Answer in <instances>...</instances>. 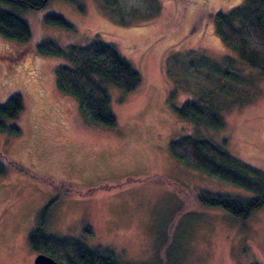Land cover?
Here are the masks:
<instances>
[{
	"label": "rangeland",
	"instance_id": "obj_1",
	"mask_svg": "<svg viewBox=\"0 0 264 264\" xmlns=\"http://www.w3.org/2000/svg\"><path fill=\"white\" fill-rule=\"evenodd\" d=\"M79 1L83 11L69 0H47L22 12L30 43L0 35V105L12 93L23 99L20 117L5 121H18L21 133L0 132V264L33 263L28 235L40 218L46 232L108 249L124 263L264 264V205L240 219L198 202L200 190L253 194L186 165L169 147L195 129L175 108L208 100L224 126L197 128L264 170V67L239 57L214 26L218 11L244 0ZM48 12L73 28L45 23ZM96 34L142 74L133 92L108 84L112 126L88 123L77 101L55 86L54 69L67 60L33 47L45 37L79 44Z\"/></svg>",
	"mask_w": 264,
	"mask_h": 264
},
{
	"label": "trees",
	"instance_id": "obj_2",
	"mask_svg": "<svg viewBox=\"0 0 264 264\" xmlns=\"http://www.w3.org/2000/svg\"><path fill=\"white\" fill-rule=\"evenodd\" d=\"M47 0H0L7 6H0V35L20 42L32 40V28L22 12L38 9ZM75 2L84 10L79 0ZM104 6L112 5L110 0H100ZM45 23L73 28L72 22L56 12L43 16ZM216 32L230 49L249 65L264 67V0H244L229 11H218L214 15ZM29 44L25 49H30ZM33 47L42 54L61 56L66 64L54 69L55 86L78 103L84 119L94 125L112 126L116 116L111 109L108 84H113L123 92L137 90L142 82L138 67L131 64L111 42L101 40L98 34L85 43L60 44L45 37L37 40ZM173 91L166 93L171 102ZM23 110V99L19 93H12L0 105V132L18 135L19 125H6L7 119H18ZM182 119L191 120L195 129L170 140L172 153L183 163L202 170L209 175L228 181L250 191L253 195L242 197L227 193H213L205 190L197 192L198 202L221 207L234 217L245 219L256 208L264 205V170L242 160L213 141L201 130V126L221 128L224 120L214 104L203 99H187L181 107L175 108ZM199 129H198V128ZM2 170V167H0ZM51 234L44 229V219L40 218L28 235L32 250L48 253L61 264H131L119 261L112 251L99 246L91 247L77 238ZM45 253V254H46ZM47 254V255H48Z\"/></svg>",
	"mask_w": 264,
	"mask_h": 264
},
{
	"label": "water",
	"instance_id": "obj_3",
	"mask_svg": "<svg viewBox=\"0 0 264 264\" xmlns=\"http://www.w3.org/2000/svg\"><path fill=\"white\" fill-rule=\"evenodd\" d=\"M32 264H61L45 253H37L33 258Z\"/></svg>",
	"mask_w": 264,
	"mask_h": 264
},
{
	"label": "flooded vegetation",
	"instance_id": "obj_4",
	"mask_svg": "<svg viewBox=\"0 0 264 264\" xmlns=\"http://www.w3.org/2000/svg\"><path fill=\"white\" fill-rule=\"evenodd\" d=\"M191 2H196V3H198V4H200L201 2H202V4H204L205 2H207L208 1V3L211 1V0H190ZM199 7H202V5H199ZM199 13H197V15H195L194 17H193V19H192V22H191V24L186 28V30H185V32L186 33H188V32H190V31H192L193 30V28H194V24H195V22L199 19ZM203 30H201V32H202ZM200 32V33H201Z\"/></svg>",
	"mask_w": 264,
	"mask_h": 264
}]
</instances>
